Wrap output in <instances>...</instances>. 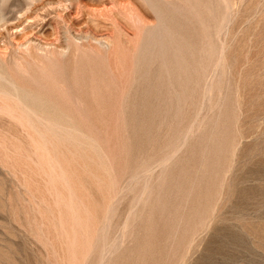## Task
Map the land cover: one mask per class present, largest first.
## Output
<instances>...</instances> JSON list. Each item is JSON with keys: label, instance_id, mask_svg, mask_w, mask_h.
Segmentation results:
<instances>
[{"label": "rangeland", "instance_id": "374dc122", "mask_svg": "<svg viewBox=\"0 0 264 264\" xmlns=\"http://www.w3.org/2000/svg\"><path fill=\"white\" fill-rule=\"evenodd\" d=\"M0 11V264H264V0Z\"/></svg>", "mask_w": 264, "mask_h": 264}, {"label": "bare ground", "instance_id": "6f19581e", "mask_svg": "<svg viewBox=\"0 0 264 264\" xmlns=\"http://www.w3.org/2000/svg\"><path fill=\"white\" fill-rule=\"evenodd\" d=\"M221 2V1H219ZM224 4V3H223ZM228 4V3H227ZM219 5V3H218ZM226 6V5H225ZM212 7V6H211ZM2 11V10H1ZM0 11V12H1ZM228 11V10H227ZM2 13V12H1ZM2 16V15H1ZM226 18V17H225ZM28 20V19H27ZM224 24V22H223ZM222 28V27H221ZM167 33V32H166ZM216 35V34H215ZM60 49V48H59ZM171 49V48H170ZM209 50V49H208ZM176 59V58H175ZM178 61V60H177ZM175 62V61H174ZM181 62V61H180ZM168 63V62H167ZM19 64V63H18ZM157 66V65H156ZM185 67V66H184ZM168 68V67H166ZM7 69V68H6ZM169 70V68H168ZM183 71V70H182ZM165 73V72H164ZM169 74V73H168ZM171 75V74H170ZM12 77V76H11ZM6 72L5 69H3V67L0 65V87L5 89L7 92L9 91L10 93H12L15 96H18L20 98H22L21 100H25V101H29L32 100L34 102H36L37 104L42 105V102H39L38 96L31 90H28L27 88H24V86H20L17 81L15 82L14 79H12ZM37 93V92H36ZM11 94V95H12ZM41 94V93H40ZM39 94V96H40ZM43 96V95H42ZM47 96V95H46ZM45 96V97H46ZM8 97V96H7ZM17 97V98H18ZM48 97V96H47ZM19 98V99H20ZM41 99V98H40ZM45 99V98H44ZM18 101V100H17ZM46 101V100H45ZM33 102V103H34ZM56 104V103H55ZM39 105V106H40ZM57 110V109H56ZM62 111V109H61ZM54 113V112H53ZM67 113V112H66ZM68 116V115H67ZM56 118V117H55ZM68 119V118H67ZM47 122V121H46ZM67 122V121H66Z\"/></svg>", "mask_w": 264, "mask_h": 264}]
</instances>
